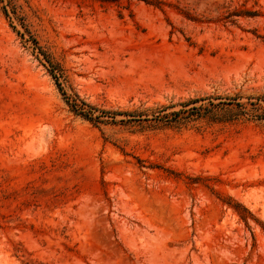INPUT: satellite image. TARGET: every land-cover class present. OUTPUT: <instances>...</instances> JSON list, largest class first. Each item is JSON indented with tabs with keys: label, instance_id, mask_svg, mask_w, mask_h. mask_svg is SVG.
Here are the masks:
<instances>
[{
	"label": "rangeland",
	"instance_id": "rangeland-1",
	"mask_svg": "<svg viewBox=\"0 0 264 264\" xmlns=\"http://www.w3.org/2000/svg\"><path fill=\"white\" fill-rule=\"evenodd\" d=\"M258 97L264 0H0V264H264Z\"/></svg>",
	"mask_w": 264,
	"mask_h": 264
},
{
	"label": "trees",
	"instance_id": "trees-1",
	"mask_svg": "<svg viewBox=\"0 0 264 264\" xmlns=\"http://www.w3.org/2000/svg\"><path fill=\"white\" fill-rule=\"evenodd\" d=\"M255 13H246L245 15L246 16H249V17H252V16H255L254 15ZM35 48L37 50H40L41 49L37 46L36 42L32 39H30ZM44 57V60H46V62L50 65L51 69H50V75H52V77L54 78V80L57 79V76H56V69L53 68V65L52 62H51V59L48 55H46L45 53H41ZM57 82V80H56ZM57 86H58V90L59 92H61L63 98H64V101L67 105V107L69 108L70 112H72L74 115H77L81 118H83L84 120L88 121V122H91L93 124H103V123H107V119H110V122H115L114 118L117 116V115H127V113H119V112H110V111H102V110H99L89 104H87L86 102H84L83 100L79 99L78 96H73V97H66L65 93H63L62 89L59 87V84L56 83ZM256 103H252L251 105L253 106V109L255 111H260L261 112V115L260 116H264L262 114H264V109L259 105V103H264V97H258L255 99ZM196 101H194L193 103H195ZM241 108L245 109L244 106L241 105ZM178 112H173L171 113V115L167 114V115H163L162 117H160V119L158 120H161V118L163 119H167L169 118L170 116H176ZM262 118V117H261ZM243 218V217H242Z\"/></svg>",
	"mask_w": 264,
	"mask_h": 264
}]
</instances>
